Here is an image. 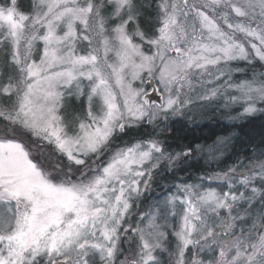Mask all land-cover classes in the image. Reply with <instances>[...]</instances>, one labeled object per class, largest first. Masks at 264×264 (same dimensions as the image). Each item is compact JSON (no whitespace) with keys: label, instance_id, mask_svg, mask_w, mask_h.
I'll return each mask as SVG.
<instances>
[{"label":"rangeland","instance_id":"374dc122","mask_svg":"<svg viewBox=\"0 0 264 264\" xmlns=\"http://www.w3.org/2000/svg\"><path fill=\"white\" fill-rule=\"evenodd\" d=\"M34 1L23 14L0 0V119L82 170L72 180L43 172L0 135V264H116L126 233L139 248L118 264H264V225L248 233L264 214V153L176 184L132 225L134 201L168 157L158 140L85 167L142 122L263 113L264 0H156L149 35L138 21L145 0ZM150 80L160 104L145 98ZM233 136L185 155L218 163Z\"/></svg>","mask_w":264,"mask_h":264},{"label":"trees","instance_id":"16d2710c","mask_svg":"<svg viewBox=\"0 0 264 264\" xmlns=\"http://www.w3.org/2000/svg\"><path fill=\"white\" fill-rule=\"evenodd\" d=\"M156 0H145L146 13L139 16L140 27L146 34H151L156 25L157 11L155 7ZM31 0H16L15 8L23 14L32 13ZM196 6L205 10L209 16L222 24L221 17L208 10L204 3ZM1 51V50H0ZM7 52H0L1 65H6ZM261 71L264 67L260 68ZM12 100L11 97L5 98L4 103ZM199 120V119H198ZM159 121L151 124L144 122L131 128H126L114 136L108 145V149L100 151L98 155H93L86 160V168L94 165L100 166L109 156V149L119 148L129 142L143 141L144 139H153L162 147L168 155L159 165L158 169L150 174L142 193L132 205L131 214L128 217V223L134 224L137 215L143 211L150 201L170 192L178 183L193 182L198 176H209L214 172H222L226 167L235 166L238 163L242 165L251 161V154L264 153V112L246 116L238 122L225 123V118L208 117L202 118L199 122L188 121L187 119H172L168 126L158 124ZM6 135L21 142L29 153L31 161L43 172H56L72 180L79 174L82 168L66 160L59 152H56L52 145L40 144L36 139H32L30 134L22 130L19 126L11 128L6 121L0 119V135ZM233 134V139L225 152V157L215 164H207L202 158L188 157L187 151H193L195 147L206 148L219 136ZM68 171V173H67ZM264 225V214L260 221L249 231L251 235L255 230ZM138 245L135 237H130L126 233L120 238L118 250L114 263L118 264L122 256L136 255ZM127 262V261H126Z\"/></svg>","mask_w":264,"mask_h":264},{"label":"water","instance_id":"95a60500","mask_svg":"<svg viewBox=\"0 0 264 264\" xmlns=\"http://www.w3.org/2000/svg\"><path fill=\"white\" fill-rule=\"evenodd\" d=\"M147 86L150 87L152 89L151 93L146 95V99L149 103H157L160 104V96L157 95L156 89L154 88V81L150 80L147 83Z\"/></svg>","mask_w":264,"mask_h":264}]
</instances>
